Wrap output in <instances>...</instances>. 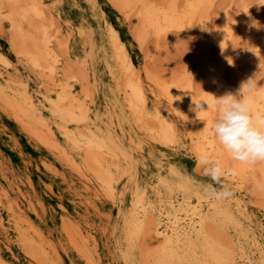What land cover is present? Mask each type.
Here are the masks:
<instances>
[{
    "label": "bare ground",
    "instance_id": "1",
    "mask_svg": "<svg viewBox=\"0 0 264 264\" xmlns=\"http://www.w3.org/2000/svg\"><path fill=\"white\" fill-rule=\"evenodd\" d=\"M54 1L0 0V23L10 27L12 49L0 48V109L36 145L70 169L89 203L118 206L126 264H264V219L256 222L245 200L249 194L264 199V162L232 160L212 131L216 116L212 96L235 95L249 80L255 92L264 91L252 77L256 71L264 72V61L258 59L264 58V34L242 52L229 48L252 39L244 30L251 20L259 22L256 15H264V6L256 4L264 0H243L238 6L233 0H109L124 21L136 20L132 33L137 45L126 42L114 23L103 20L115 95L106 121L94 112L87 88L89 60L85 57L77 68L63 63L70 34L53 28ZM78 33L86 32L79 28ZM194 34L191 56L179 72L161 74L146 63L151 59L145 50L150 40L172 44ZM136 49L143 55L139 62ZM247 58L255 62L247 66ZM193 100L210 105L200 119L192 110ZM201 103L207 110V104ZM251 111L264 117V96L254 101ZM127 123L135 130L128 137ZM158 145L174 153L186 152L204 170L202 158L218 161L225 170L220 179L225 188L195 184L177 172L166 156L158 164L169 176L160 173L152 183H139L136 154ZM47 168L55 170L53 165ZM121 181L133 187L127 208L121 206ZM229 188L233 194L222 197ZM13 218L16 224L29 225L20 214L13 212ZM62 224L80 257L95 264L85 241L88 236L65 218ZM17 227L26 255L37 264H51L55 252L41 242V234L29 225L40 238L37 243L20 224ZM0 229L8 233L1 219ZM150 238L157 241L154 249ZM0 264L19 263L0 254Z\"/></svg>",
    "mask_w": 264,
    "mask_h": 264
},
{
    "label": "rangeland",
    "instance_id": "2",
    "mask_svg": "<svg viewBox=\"0 0 264 264\" xmlns=\"http://www.w3.org/2000/svg\"><path fill=\"white\" fill-rule=\"evenodd\" d=\"M233 1L238 6L243 0ZM53 3V28L57 27L62 35L70 34L67 53H64L65 50L63 52V63L74 65L73 68H77L85 57L89 60L86 69L87 88L90 90L91 98L93 97L94 112L97 110L95 113L98 117L106 121L110 104L115 95L113 92L114 83L108 68L111 49L108 45L103 20L114 23L123 39L134 47L137 43L132 32L136 27V20L124 21L109 0H97L96 6H91L86 0H55ZM222 5L224 4L222 3ZM255 18L259 20L261 29L255 31L253 27H248L244 31L252 39L248 40L249 42H238V45L231 44L232 48L229 45L230 50L242 52L249 48L247 44L256 42L257 37L264 34V15L260 13ZM79 28L85 29V35L78 33ZM9 36V25L4 22L0 23V48L12 52ZM196 36V34L192 37L183 36L172 44H167L165 41L156 43L150 40L145 46V50L151 59H147L146 63L152 65L151 67H154L155 71L159 69L157 72L161 74L179 72L191 56ZM90 44L93 45L92 50ZM214 47L218 49V42ZM242 48L244 49L241 50ZM141 55L142 53L137 49L134 50V56L138 62L143 60V55ZM258 59L264 61L263 57ZM254 62L247 58L245 64L248 66ZM259 71H256V75L253 73L252 77L253 83L262 89L264 87V72ZM80 89L81 87L78 85V90L80 91ZM125 132H127L125 136L128 137L129 133H133L135 130L127 123ZM139 134V132L136 133L138 136ZM125 141L128 144V140L125 139ZM165 156L169 163L174 165L177 172L190 178L195 184L202 187L211 183L218 190L225 188V183L222 180L212 181L203 172L204 168L198 167L194 159L186 152L174 153L159 145L149 146L146 151L136 154V160L139 162L137 163L138 182L141 184L152 183L160 173L163 176H169L166 170L159 168L158 164L159 159ZM49 165H53L55 170L47 168ZM200 169L201 172H199ZM69 170L68 167L62 166L46 149L36 145L19 125L0 109V219L8 230V233H5L0 229V254L19 264H37L26 255L25 246L20 245V240H18L20 235L17 226L20 224L22 229L29 232L28 234L39 243L40 238L35 236L32 228L29 227L31 224L41 234V242L45 245L50 244L55 252V256L50 259L51 264H86L72 244L68 242L62 224L63 218H65L69 224L88 236L85 241H87L88 250L91 251L95 264H126L122 258L123 253L120 245L122 222L118 206L109 202L99 203L96 206L89 203L88 196L80 188V182ZM120 183L118 189L123 191L121 206L127 208L131 202L133 187L131 184H128L129 187L127 184L124 186L125 182L123 181ZM228 190L230 193L233 192L230 188ZM255 199L256 201H254ZM245 200L248 205V214L256 222L262 221L264 219V199L261 200L260 197L249 194ZM29 201L31 202L30 207ZM12 205L11 212L10 206ZM13 212L16 215H22L23 219L29 221V225L25 222L16 224L13 220ZM109 214L110 216H108ZM244 226L249 227L247 222ZM148 243L150 248L157 247V241L154 238L148 239Z\"/></svg>",
    "mask_w": 264,
    "mask_h": 264
},
{
    "label": "clouds",
    "instance_id": "3",
    "mask_svg": "<svg viewBox=\"0 0 264 264\" xmlns=\"http://www.w3.org/2000/svg\"><path fill=\"white\" fill-rule=\"evenodd\" d=\"M256 4L264 6V3ZM250 27L259 28V22L251 20ZM259 96H264V91L255 92L252 80L242 85L235 95L229 92L219 98L212 96L216 105V116L212 122L214 137L234 161L245 164L264 162V117L251 111L252 104ZM193 101L195 108L192 110L200 119V114L208 111L210 105L206 101ZM201 102L207 104V110ZM202 162L206 165L205 174L212 181L219 182L225 175L218 161L204 157ZM220 195L227 197L231 193L225 191Z\"/></svg>",
    "mask_w": 264,
    "mask_h": 264
}]
</instances>
